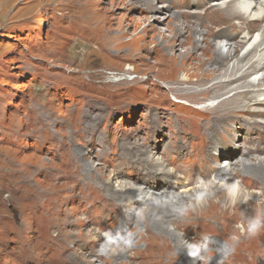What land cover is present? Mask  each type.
Instances as JSON below:
<instances>
[{"label": "rangeland", "instance_id": "374dc122", "mask_svg": "<svg viewBox=\"0 0 264 264\" xmlns=\"http://www.w3.org/2000/svg\"><path fill=\"white\" fill-rule=\"evenodd\" d=\"M163 3L148 11L142 0H0V264H127L134 244L112 263L83 255L91 251L88 233L103 232L107 240L118 230L122 248L127 237L144 250L139 232L153 241L146 250L152 256L136 259L142 264H180L169 251L172 235L182 232L168 225L171 235L157 233L143 219L142 204H127L105 174L137 170L158 191L177 180L129 163L145 149L183 172L197 162L223 163L228 140L231 150L257 137L264 142L250 117L226 114L235 120L224 124L225 114H197L202 104L175 97L155 77L163 66L155 60L157 36L146 28L154 24L169 35L173 19L160 10ZM106 74L122 80L108 83ZM238 122L234 135L230 128ZM194 233L196 243L204 241L196 264L212 258L236 264L218 251L233 252L241 237ZM254 261L264 264V256Z\"/></svg>", "mask_w": 264, "mask_h": 264}, {"label": "bare ground", "instance_id": "6f19581e", "mask_svg": "<svg viewBox=\"0 0 264 264\" xmlns=\"http://www.w3.org/2000/svg\"><path fill=\"white\" fill-rule=\"evenodd\" d=\"M160 1L164 2L160 10L173 19V25L169 27V35L159 32L154 24L146 28V31L154 30L157 36L155 60L163 66L155 77L166 82L167 90L175 97L202 104L195 113L225 114L224 124L235 120L226 114L238 113L240 118L250 117L249 125L255 126L252 130L264 133V0H142L148 11H155L156 2ZM177 6L181 9L170 10ZM239 122L230 128L234 135ZM249 142L247 148L231 150L228 140L227 150L220 152L223 163L200 165L197 162L192 168L184 167L183 172L167 168L166 161L146 149L148 154L142 152V157L137 158L140 160L129 159V163L137 162L143 170L156 171L169 178L175 175L176 184L162 182L158 191H154L149 179L137 175V170L129 174L116 169L112 174H105L106 182L127 204H142L143 219L152 220L157 233L171 235L168 225L182 232L172 235L169 251V255L178 257L180 264H196L194 252L204 246V241L196 243L195 229L214 232L227 240L238 235L242 239L234 242L232 254L220 250L218 256H232L231 262L236 264H241L238 260L256 264L255 256H264V142L258 137ZM85 165L89 166V162ZM230 182L236 185L230 187ZM177 185H183L184 189L176 191ZM236 222L242 226V233L233 225ZM118 231L111 233L107 240H103L106 237L103 232L95 236L88 233L91 251L83 255L93 254L96 257L93 261L104 255L112 263L134 244L136 247L128 256L132 260L125 263L142 264L137 257L152 256L146 250L153 241L139 232L145 242L144 250L137 246L139 239L133 243L127 237L122 248V242L115 240ZM72 250L77 254L73 246ZM60 258L59 255L54 260L58 262ZM224 262L227 260L221 263ZM123 263L124 260L115 262ZM85 264L94 263L86 260ZM153 264L177 263L164 260ZM205 264H214V259Z\"/></svg>", "mask_w": 264, "mask_h": 264}, {"label": "built area", "instance_id": "2783aa9c", "mask_svg": "<svg viewBox=\"0 0 264 264\" xmlns=\"http://www.w3.org/2000/svg\"><path fill=\"white\" fill-rule=\"evenodd\" d=\"M117 79V77H115L114 75H108L105 77V81H115Z\"/></svg>", "mask_w": 264, "mask_h": 264}]
</instances>
